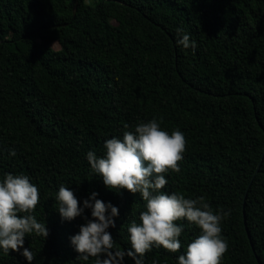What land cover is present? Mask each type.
Listing matches in <instances>:
<instances>
[{
	"label": "trees",
	"instance_id": "16d2710c",
	"mask_svg": "<svg viewBox=\"0 0 264 264\" xmlns=\"http://www.w3.org/2000/svg\"><path fill=\"white\" fill-rule=\"evenodd\" d=\"M180 27L195 51L177 45ZM153 118L187 141L163 191L230 213L222 264H264V0H0V181L25 174L39 189L34 215L49 236L25 238L32 264H83L70 238L91 210L63 220L60 185L81 208L93 193L117 207L108 231L131 248L127 226L145 202L106 187L87 153L102 157L124 124ZM178 223L180 252L153 247L144 264H178L199 235ZM22 252L0 249V264H28Z\"/></svg>",
	"mask_w": 264,
	"mask_h": 264
},
{
	"label": "clouds",
	"instance_id": "9594fccd",
	"mask_svg": "<svg viewBox=\"0 0 264 264\" xmlns=\"http://www.w3.org/2000/svg\"><path fill=\"white\" fill-rule=\"evenodd\" d=\"M176 43L184 49L195 51L197 44L185 33L183 27L176 29ZM163 119L141 121L129 130L124 124L122 138L107 139L105 154L98 157L88 151L87 160L91 171L103 178L106 187L117 192L140 194L145 210L139 215V223L133 219L127 226L131 248H120L109 228H115L119 209L110 202L97 199L93 193L84 200L83 208L73 191L59 186L56 201L58 213L65 221L75 220L91 210L92 219L70 238L79 254L78 260L87 264H123L125 256L144 264L146 253L153 247H163L170 253L182 248L180 237L184 231L179 221L199 229V235L188 243L184 254L178 256V264H222L228 251V242L222 235V221L230 215L224 210H214L206 197L186 198L184 194L163 191L168 184L165 176L171 171L179 173V164L186 151V137L179 129L171 133L161 127ZM10 155H17L14 149ZM40 203V192L31 178L25 174H5L0 181V249L4 255L11 251L20 252L32 264L35 253L24 247L25 238L30 236L47 239L49 231L45 223L38 222L34 215ZM110 213V214H109Z\"/></svg>",
	"mask_w": 264,
	"mask_h": 264
},
{
	"label": "water",
	"instance_id": "95a60500",
	"mask_svg": "<svg viewBox=\"0 0 264 264\" xmlns=\"http://www.w3.org/2000/svg\"><path fill=\"white\" fill-rule=\"evenodd\" d=\"M263 159H264V154H263ZM261 165H262V161H261V163L259 164V166H258V168H257V170H256V172H255V175H254V177L258 174V172H259V170H260V167H261ZM254 179V178H253ZM251 184H252V182L250 183V185H249V187H248V190L250 189V187H251ZM246 199H247V195L245 196V201H244V212H245V204H246ZM258 261L260 262V260L258 259Z\"/></svg>",
	"mask_w": 264,
	"mask_h": 264
},
{
	"label": "rangeland",
	"instance_id": "374dc122",
	"mask_svg": "<svg viewBox=\"0 0 264 264\" xmlns=\"http://www.w3.org/2000/svg\"><path fill=\"white\" fill-rule=\"evenodd\" d=\"M53 47H54V49H56V50H58V49L60 48V46H59L58 43H55V44L53 45Z\"/></svg>",
	"mask_w": 264,
	"mask_h": 264
}]
</instances>
